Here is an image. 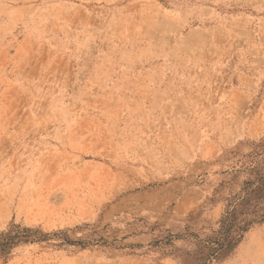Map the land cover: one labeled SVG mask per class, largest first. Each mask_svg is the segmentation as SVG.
<instances>
[{"label":"rangeland","instance_id":"obj_1","mask_svg":"<svg viewBox=\"0 0 264 264\" xmlns=\"http://www.w3.org/2000/svg\"><path fill=\"white\" fill-rule=\"evenodd\" d=\"M263 142L264 0H0V264H204Z\"/></svg>","mask_w":264,"mask_h":264},{"label":"trees","instance_id":"obj_2","mask_svg":"<svg viewBox=\"0 0 264 264\" xmlns=\"http://www.w3.org/2000/svg\"><path fill=\"white\" fill-rule=\"evenodd\" d=\"M244 171L247 178L240 191L227 200L225 211L215 235L203 244L206 251L204 264L231 254L241 243L244 235L257 224L264 223V142ZM28 229L16 230L0 236V260L6 259L11 249L29 241Z\"/></svg>","mask_w":264,"mask_h":264}]
</instances>
